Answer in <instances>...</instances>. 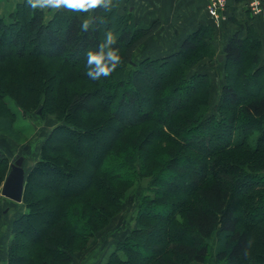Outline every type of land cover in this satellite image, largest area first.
Here are the masks:
<instances>
[{
	"label": "trees",
	"instance_id": "obj_1",
	"mask_svg": "<svg viewBox=\"0 0 264 264\" xmlns=\"http://www.w3.org/2000/svg\"><path fill=\"white\" fill-rule=\"evenodd\" d=\"M130 13H120L116 9L105 12L97 8L92 15V26L85 32L80 25L87 13L57 10L47 20L44 10L33 11L26 2H20L11 14V22L0 18V64L6 68L11 64V67L15 65L22 69L24 64L31 65L33 60L41 57L60 58L70 66L68 75L74 76L77 71L91 85L85 91H65L67 114L89 115L93 124L96 121L110 123L120 120L125 131L158 120L171 129L173 114L192 107L196 110L192 122L187 121V125L174 131L181 135L184 147H195L205 158H209L219 148L251 147L248 137L253 130H259L260 143L253 149V154L263 153L264 64L261 61L262 40L254 28L255 24L248 21L244 24L248 27H240L233 33L222 53L224 60L218 58L224 63L228 82L223 86L217 112L209 114L210 76L206 72H198L187 77L185 73L206 57L214 56V25L200 24L182 41L177 51L163 58L147 57L136 61L134 56L138 48L158 32L161 25L159 20L137 23ZM112 27L120 36L113 47L118 49L123 63L110 76L91 79L86 75V53L98 51L99 44L104 40L102 35ZM16 28L24 30L26 37L13 31ZM17 72L20 75L23 73L20 70ZM174 96L177 98L172 102ZM143 104H152L151 109L144 111ZM229 104L232 105L231 114L226 112ZM2 121L8 129V122ZM58 127L74 130L68 124ZM212 139L218 141V145L205 150L206 142ZM47 147L43 146L37 165L26 174L22 202L28 211L12 223L13 238L8 247L7 264H51L48 254L39 255L41 261L36 263L34 249L38 246H43L54 258L59 256L62 263L71 259L66 251L71 250L69 242L74 239L75 232L73 227L66 226V204L59 200L53 206H45V201L35 198L33 188L57 192L56 184L65 180V185L72 189L88 191L101 180L97 176L100 170L108 176L127 178L122 162L99 169L90 168L79 156L71 163L65 155ZM184 159L200 170V176L195 175L192 181L189 188L192 196L183 214V225L172 231L167 252L158 243L144 240L146 235L142 226L134 230L137 233L135 242L126 246L125 253L116 252L112 263H205L214 245L215 264H264V243L258 248L253 240L258 228L264 230V175L258 172L264 169V156L258 160L262 166L259 169L249 168L248 172L238 166L221 167L197 157L196 161L193 158ZM4 161L0 151V164ZM173 171L180 176L185 174L184 170L181 173L176 169ZM163 180L158 178L157 181ZM63 195L60 194L59 199L70 198L68 194ZM249 197H258L262 201L249 208L246 206ZM168 211L167 206L153 204L142 210L145 216L155 219L158 216L167 219ZM143 217L140 218L142 223ZM185 235L189 238H184ZM24 240H30L27 251H24Z\"/></svg>",
	"mask_w": 264,
	"mask_h": 264
},
{
	"label": "rangeland",
	"instance_id": "obj_2",
	"mask_svg": "<svg viewBox=\"0 0 264 264\" xmlns=\"http://www.w3.org/2000/svg\"><path fill=\"white\" fill-rule=\"evenodd\" d=\"M20 2H26V0H0V18L11 22V14ZM209 2L210 0L208 4ZM259 2L260 11L254 14L259 18H257V24L253 25L262 40L261 61L264 64V4L261 0ZM132 3V0H112L113 9L125 14L131 12L130 16L135 22L151 23L141 20L134 11L129 9ZM208 4L206 10L212 19L210 23L215 28L213 40L215 54L212 57H206L194 67L188 68L185 75L189 77L198 72H206L210 76L208 107L209 114H215L221 101L223 86L228 82L224 63L217 57V54L224 53L228 40L224 42L223 39V42L218 43L216 34L219 31L223 34L225 25L230 19L223 15L222 19L216 23L208 11ZM44 12L46 19L49 20L57 10L46 9ZM93 12L94 10L87 12L84 19L92 20ZM160 25L162 26L161 21ZM245 26L247 25L240 24V27L245 28ZM196 29L187 33L185 38ZM13 31L20 32L24 38L27 35L19 28ZM162 38L160 31L150 36L138 48L134 56L135 60L141 61L147 57L163 58L177 51L185 39L180 43L178 41L166 44L167 41L163 42ZM102 39H105V34L102 35ZM119 40L118 34L117 41ZM31 63V65L24 64L22 69L15 65L11 67V64L6 68L0 64V151L5 158L4 163L0 164V179L3 178L0 180V264H7L8 247L13 238L11 231L13 221L28 211L24 202H15L2 195V186L11 165L19 155L20 149L26 145L28 148L22 152L26 174L37 165L42 148L47 145V148H51L50 150H57L55 153L65 155L71 163H74L79 156L90 168L99 169L101 166L106 167L122 162L124 163L123 172L127 176L126 179L115 178L100 170L97 176L101 180L94 186L91 184L88 191L80 188L72 189L65 185V180L56 184L57 192L33 188L35 198L45 201V206H53L59 200L64 201L63 203L67 206L65 214L66 217L68 216L66 226L73 227L75 232L74 239L71 238L69 242L71 250L66 251L71 257L69 262L62 263L59 256L56 259L43 246H38L34 249L36 263L41 261L39 255L48 254L51 264L53 261H56L55 264H113L112 260L116 252L125 253L126 246L131 242L134 243L137 237L134 230L142 226V232L146 235L144 240L151 244L158 243L160 248L167 252L172 240V231H175L177 226L183 225V214L192 196L189 190L192 181L195 175L200 176V170L195 169L184 158H193L196 161L197 157L202 161L206 160L205 162L217 163L221 167H224L223 165L238 166L245 172H248L249 168L259 169V166H262L258 160L264 156V152L253 154V149L260 143L259 130H253L252 135L248 137L247 141L251 147L243 145L219 148L213 154L214 156L211 155L209 158H205L195 147H184L181 135L174 131L187 125V121L192 122L196 113L192 107L173 114L171 129L168 125L157 122L158 120H151L142 126L124 131L120 120L110 123L96 121L93 124L92 117L89 115L71 116L67 114L65 91L90 89L89 81L77 71L74 76L68 75L70 66L60 58L41 57ZM248 65L250 69L249 62ZM19 70L23 71L21 75L17 72ZM78 70L80 71L81 67L78 66ZM176 98L174 96L172 102ZM151 106L152 104L144 105V111L151 109ZM231 106V104L227 105L228 114L233 112L230 111ZM2 120L8 122V129L5 128L6 124L3 126ZM60 124H68L74 130H61L58 127ZM56 129L58 130L54 134ZM217 143L218 141L213 139L209 143L206 142L205 150L218 145ZM173 169L179 173L184 170L185 174L177 175ZM258 172L264 175V169ZM158 178L162 180L166 178V180L157 181ZM262 191L264 193V190ZM60 194L62 196L68 194L70 198L61 200ZM257 198L249 197L246 206L252 208L260 204L262 200ZM150 204L167 206L171 211H168L169 217L166 219L158 216L155 219L145 216L142 210ZM141 217L149 229L144 222H141ZM183 237L189 238L188 235ZM253 240L258 248L261 247L264 243V230L258 228ZM29 241H25L24 251L28 250ZM214 248L213 245L207 262L189 264H215Z\"/></svg>",
	"mask_w": 264,
	"mask_h": 264
},
{
	"label": "crops",
	"instance_id": "obj_3",
	"mask_svg": "<svg viewBox=\"0 0 264 264\" xmlns=\"http://www.w3.org/2000/svg\"><path fill=\"white\" fill-rule=\"evenodd\" d=\"M129 6L137 16L145 22L159 20L162 23L160 37L166 44L179 43L191 30L200 24H209L211 17L206 6L209 0H132ZM139 1V2H138ZM142 1V3L140 2ZM264 4V0H261ZM230 20L226 23L223 34L217 32L218 43L227 40L240 29V24H257V18L249 8L248 0H227V7L223 14ZM213 22V21H212ZM226 31V32H225ZM171 46V45H170Z\"/></svg>",
	"mask_w": 264,
	"mask_h": 264
},
{
	"label": "clouds",
	"instance_id": "obj_4",
	"mask_svg": "<svg viewBox=\"0 0 264 264\" xmlns=\"http://www.w3.org/2000/svg\"><path fill=\"white\" fill-rule=\"evenodd\" d=\"M26 5L33 11L39 10H68L87 13L97 8L105 12H112V0H26ZM103 17L101 20L103 21ZM92 26L91 19H84L80 28L87 32ZM99 26V25H98ZM118 33L115 28H109L105 33V39L99 44V50L87 51L86 75L94 80L108 77L118 66L123 63L118 49L113 45L117 43Z\"/></svg>",
	"mask_w": 264,
	"mask_h": 264
},
{
	"label": "water",
	"instance_id": "obj_5",
	"mask_svg": "<svg viewBox=\"0 0 264 264\" xmlns=\"http://www.w3.org/2000/svg\"><path fill=\"white\" fill-rule=\"evenodd\" d=\"M218 58L220 61H223L225 55L219 54ZM27 148L28 145L20 149L19 155L14 159V162L11 165L10 172L8 173L2 186V195L15 202L23 201L26 171L23 166L24 156H22V152Z\"/></svg>",
	"mask_w": 264,
	"mask_h": 264
},
{
	"label": "built area",
	"instance_id": "obj_6",
	"mask_svg": "<svg viewBox=\"0 0 264 264\" xmlns=\"http://www.w3.org/2000/svg\"><path fill=\"white\" fill-rule=\"evenodd\" d=\"M249 8L254 14H258L260 11L259 0H248ZM226 0H210L208 4V11L211 13L213 20L217 23L223 17V12L226 8Z\"/></svg>",
	"mask_w": 264,
	"mask_h": 264
}]
</instances>
